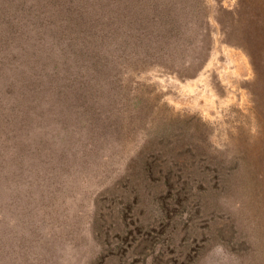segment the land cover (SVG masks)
I'll return each instance as SVG.
<instances>
[{"label":"rangeland","instance_id":"374dc122","mask_svg":"<svg viewBox=\"0 0 264 264\" xmlns=\"http://www.w3.org/2000/svg\"><path fill=\"white\" fill-rule=\"evenodd\" d=\"M204 1L160 32L145 69L134 68L128 37L97 48L104 55L76 46L80 56L65 43L39 46L49 35L66 40L74 24L62 31L42 13L14 32L0 19V264H264V76L241 47L252 43L264 0ZM168 2L175 11L182 0L158 1ZM126 4L102 14L117 26L152 13L143 0ZM13 33L29 43L15 48ZM139 39L151 43L148 33ZM34 60L89 62L100 73L86 82L91 108L38 101L60 92ZM26 83L41 94L36 102L32 89L21 92ZM18 109L32 123L20 133L31 138L24 159L12 154L18 127H8Z\"/></svg>","mask_w":264,"mask_h":264},{"label":"trees","instance_id":"16d2710c","mask_svg":"<svg viewBox=\"0 0 264 264\" xmlns=\"http://www.w3.org/2000/svg\"><path fill=\"white\" fill-rule=\"evenodd\" d=\"M104 1L106 2V4H103ZM136 1L142 2V0ZM143 1L145 3L144 6H149V10L152 13L148 14V16L139 14L130 16L117 26L112 16L102 14V11H104V9L107 11L114 9V7H118L119 5L125 7L127 5V0H0V19L4 21L5 26L7 28L11 24L12 30L14 32L19 30L20 25L23 26L25 23H30L31 18L35 16V14L41 15L42 13L45 14V20H50L52 16L55 18L58 17L61 23H63L59 25V28L62 29V31L67 32L70 29V24H74V28L67 33L66 40L57 39L58 37L56 35L54 38H50L49 35L46 41H40L39 46L42 43V45L46 46L47 49L50 45L58 46V42L60 44L65 43L74 46L73 48L75 49L76 46L81 49L86 48L88 44L90 45V48L93 43L94 49L92 50V53L96 49V51H98L97 55H104L107 52H100V50H98L100 46L111 47L113 44L120 45L118 42L128 37L130 40L127 41H129V43H132L131 45H137L136 49L132 48V54L128 52V56H131L133 60L138 61V63L133 62L136 65V67L134 66V68L136 69L138 64V66L145 69L150 65V63H142V59H144V57L151 59V56L155 55L158 39H161L164 34L163 30H166L169 25L172 30H174L175 27L172 23L178 16L182 17V14L186 16L198 15V13L203 11L206 4L204 0H182V2H177L176 10L172 11L170 10V2L166 3L165 5H161L158 3L159 0ZM114 30L116 31L115 33L124 30L129 31L130 33L125 38L116 40L115 36L110 34ZM161 31H163L162 35H160ZM184 31H189V26H183L182 33L180 34L181 37H183L182 34L184 33ZM254 31L255 32L252 34L254 35L252 43L250 40L248 42L246 40V43L241 47L248 55L256 74L258 76H264V18L261 19V22L258 24V27H254ZM143 32L148 33L151 36V43L150 45H144L143 47H140L138 41L141 40L139 38ZM12 37L14 40H16L15 48L18 46L22 48V41L25 40L20 37V34L15 37V33H13ZM0 40H4V37L0 38ZM25 42L29 43L28 41ZM180 43L184 44L182 45L184 47L181 48L183 51L184 49H186L187 42L183 40V42L180 41ZM116 49L120 50L121 46L117 47ZM116 49L112 48L108 55L115 54L117 57ZM76 51L78 54H80V56H85L83 51L81 52L77 49ZM159 51L160 55H164L165 51L162 50V46L159 47ZM177 53L181 54L184 52ZM98 62L99 63L97 64L103 72H105L106 68L110 67L111 63L109 61ZM72 63V66H70L71 64L68 67L67 65H63V67L61 66L58 68L57 64V66H53L48 63L45 65L41 64V62L39 63V61L37 60H34L33 64L41 65L43 69L48 67L50 68L48 71L49 74L47 73V76L51 75L50 80H52V82L50 84L56 86L60 94L55 96H51V94L41 95L39 92L36 91L35 87L31 88L30 84L27 83L26 85H22L23 90H21V92L26 93L27 90L32 89L31 97L32 99H35L33 102H36L38 100L39 97L37 96L38 94H40L41 99H39L38 101L42 100L46 102L49 101L56 103L58 108H91V102L89 100L91 96L86 97V91L88 89L86 88V82L92 83L98 76L93 74L100 73H97L93 70L90 71L89 62H87L85 65H78L79 61H76V64L74 61ZM12 65L13 64H11V66ZM177 65L178 63H176L175 61V64L170 65L171 69L169 71L178 74L179 72L176 68L178 67ZM122 66L123 64L118 69L122 68ZM4 67H6L4 62H0V73L3 71ZM116 70L115 72H113V74H111L112 76L117 74ZM104 81L105 83L107 82L105 77ZM10 86L11 85H8L6 88L7 92L9 91V93L12 90V87ZM103 86L107 87V85H102L99 87ZM62 88L68 91V95L69 97H72V101L62 100L63 97L61 96L64 94V92H62ZM74 91H76L75 94L77 95H74ZM5 113H9V111L7 110L5 111ZM29 113V109H18L17 114L14 116L15 120L12 118L11 122L8 124V127L15 124L19 130V134L14 139L15 141H13L12 145V147L14 148L12 149V154L15 155L14 158L19 157V159H24L28 154L29 148L27 146L21 147V143L23 141H29L31 140V138L28 136L23 137L21 139L19 138L21 132L25 134L24 128H27L28 126L31 127L32 125L31 120L29 118ZM33 116L38 117V120L40 119V115L37 111H34V114L30 117ZM4 117L6 120V114L3 115V118ZM41 123L38 122L36 125H40ZM16 133L17 130H13L12 134ZM32 153L33 151L30 152V154Z\"/></svg>","mask_w":264,"mask_h":264}]
</instances>
